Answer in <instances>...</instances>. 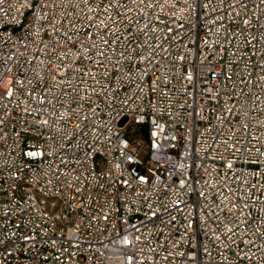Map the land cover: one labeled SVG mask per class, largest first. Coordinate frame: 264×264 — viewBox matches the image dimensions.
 Masks as SVG:
<instances>
[{
  "label": "built area",
  "instance_id": "2783aa9c",
  "mask_svg": "<svg viewBox=\"0 0 264 264\" xmlns=\"http://www.w3.org/2000/svg\"><path fill=\"white\" fill-rule=\"evenodd\" d=\"M0 264H264V0H0Z\"/></svg>",
  "mask_w": 264,
  "mask_h": 264
},
{
  "label": "trees",
  "instance_id": "16d2710c",
  "mask_svg": "<svg viewBox=\"0 0 264 264\" xmlns=\"http://www.w3.org/2000/svg\"><path fill=\"white\" fill-rule=\"evenodd\" d=\"M146 130H145V128L143 127V128H141V129H138V130H136V134L137 135H140L141 137H143V138H145L146 137Z\"/></svg>",
  "mask_w": 264,
  "mask_h": 264
},
{
  "label": "water",
  "instance_id": "95a60500",
  "mask_svg": "<svg viewBox=\"0 0 264 264\" xmlns=\"http://www.w3.org/2000/svg\"><path fill=\"white\" fill-rule=\"evenodd\" d=\"M123 123H124V120L120 122V125H123Z\"/></svg>",
  "mask_w": 264,
  "mask_h": 264
}]
</instances>
